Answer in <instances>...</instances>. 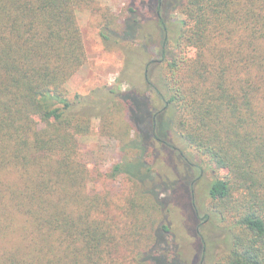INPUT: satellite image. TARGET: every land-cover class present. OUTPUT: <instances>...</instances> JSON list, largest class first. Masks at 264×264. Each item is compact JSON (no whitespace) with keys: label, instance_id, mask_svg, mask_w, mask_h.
I'll list each match as a JSON object with an SVG mask.
<instances>
[{"label":"trees","instance_id":"obj_1","mask_svg":"<svg viewBox=\"0 0 264 264\" xmlns=\"http://www.w3.org/2000/svg\"><path fill=\"white\" fill-rule=\"evenodd\" d=\"M95 6L0 0V264H188L167 211L184 200L198 247L206 221L226 234L212 264H264V0H130L119 28L101 27L129 90L73 101L88 61L78 11ZM94 119L122 147L119 214L87 189L79 138Z\"/></svg>","mask_w":264,"mask_h":264},{"label":"rangeland","instance_id":"obj_2","mask_svg":"<svg viewBox=\"0 0 264 264\" xmlns=\"http://www.w3.org/2000/svg\"><path fill=\"white\" fill-rule=\"evenodd\" d=\"M129 2L130 0H96L95 8H84L78 11V21L84 38L88 61L66 85L67 95L71 100L74 101L77 96L88 97L95 90L104 87L114 89L121 87L123 91L129 90L128 84H121L120 86L118 83L125 68V56L122 48L118 46L106 48L101 38V27L105 16L113 18L114 21L117 20L116 26L119 28L127 16ZM118 28L115 30H118ZM191 55L192 53H190ZM136 84L140 91L145 90L143 77ZM79 141L81 154L89 172L87 189L94 196L108 197L112 203L111 213L119 214L120 209L125 207L129 185L123 177L116 180L111 179L109 173L116 164L120 163L123 157L120 142L102 135L99 119L92 121L90 134L80 137ZM172 168L173 162L170 160L167 169L173 173ZM217 173L222 177L227 175L228 172L220 170ZM206 179L196 184L197 187L195 185L196 189L194 191L197 195L198 205L207 204L206 186L209 179ZM183 192V185H179L177 193L174 195L177 203H179ZM167 211L176 244L185 262L188 264H201L203 254L207 252L206 261L203 264H212L214 257L224 251L226 234L218 230L217 221H206L200 227L201 234L204 236L205 247L201 245L198 247V241L193 235L195 225L190 217L191 209H189L188 203L185 200L182 201L181 207L171 204Z\"/></svg>","mask_w":264,"mask_h":264}]
</instances>
